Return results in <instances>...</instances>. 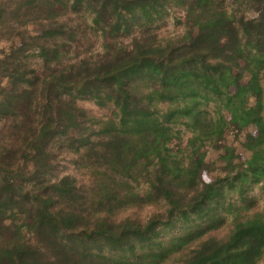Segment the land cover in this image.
Here are the masks:
<instances>
[{"label": "trees", "instance_id": "16d2710c", "mask_svg": "<svg viewBox=\"0 0 264 264\" xmlns=\"http://www.w3.org/2000/svg\"><path fill=\"white\" fill-rule=\"evenodd\" d=\"M229 1L0 2L11 35L43 30L8 56L13 87L0 86V264H264V211L246 196L264 191V0ZM170 7L187 31L159 39ZM84 11L96 55L73 52L69 17ZM32 46L42 65L29 70ZM82 99L110 113L98 119ZM251 125V155L235 164L225 135ZM178 126L191 136L175 150ZM61 158L75 174L58 173ZM216 168L227 174L205 182Z\"/></svg>", "mask_w": 264, "mask_h": 264}, {"label": "rangeland", "instance_id": "374dc122", "mask_svg": "<svg viewBox=\"0 0 264 264\" xmlns=\"http://www.w3.org/2000/svg\"><path fill=\"white\" fill-rule=\"evenodd\" d=\"M4 1V0H0ZM231 3V0L229 1ZM232 8V4L229 6ZM258 13L256 11L248 12L249 18L257 17ZM70 23L73 26L80 27L79 34V43L76 48H74V53H81L83 56L96 55L102 52L101 47V37L100 33L94 29L91 22V16L87 12H79L78 14H72L69 17ZM156 32L159 39H170L183 35L187 31V27L184 24V12L179 8L170 7L167 15L162 21H159L155 24ZM51 32V28H47ZM20 31L22 35H11L10 29L6 26H0V86L11 90L13 87L12 81L7 76L8 73L13 72L17 68L18 62L14 60H9L8 56L15 53L19 47L23 44V37L27 39V42L30 43V38H37L43 34V30L40 24L30 23L27 26L21 27ZM199 32L198 28L192 30V34L196 35ZM125 43H130V39H125ZM226 44V39H223L222 45ZM74 54H71L73 56ZM27 58H23L25 66L31 69L40 68L42 65V60L38 56V51L34 46L28 48L26 52ZM244 79L247 80V73H244ZM32 74H28L27 77H31ZM254 103L252 98H249V106H252ZM79 104L84 107L86 110L90 111L98 119L105 118L110 112L108 109H102L98 107L94 102L82 99L79 101ZM210 112L213 116L217 115V108L215 106L209 107ZM2 123L0 122V127ZM176 133L180 132L181 140H176L173 142L172 147L177 149H185L187 145V140L191 136V133L185 126H178L174 128ZM257 133V128L255 125H251L241 132H228L225 135V143L231 149L235 155V164H240L246 161L251 153L245 147V143L248 138L255 136ZM207 150L206 161L208 163H215L216 167H224L225 163L221 160V155L223 152L216 151L212 148H205ZM58 166V173H74V167L69 163V161L60 159ZM226 171H221L216 168V170L205 171L203 173V179L205 182H211L217 180L218 178L226 175ZM76 177L80 183H86L88 177L85 176L82 172L76 173ZM143 186H141L142 188ZM234 193H230L229 199L238 201L234 199ZM246 196L248 200H254L256 202V209L264 211V191L262 185H253L247 190ZM147 211H142L144 215ZM230 217L227 215V220L229 221Z\"/></svg>", "mask_w": 264, "mask_h": 264}]
</instances>
